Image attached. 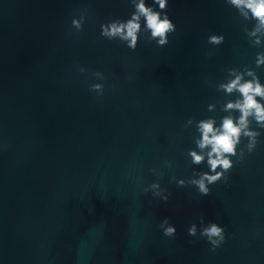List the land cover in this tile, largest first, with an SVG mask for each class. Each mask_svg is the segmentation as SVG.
Returning <instances> with one entry per match:
<instances>
[{
	"label": "water",
	"instance_id": "obj_1",
	"mask_svg": "<svg viewBox=\"0 0 264 264\" xmlns=\"http://www.w3.org/2000/svg\"><path fill=\"white\" fill-rule=\"evenodd\" d=\"M138 2L0 0V264H264V127L248 118L255 149L242 135L243 159L208 196L188 183L209 171L189 155L210 150L197 145L199 123L241 115L226 108L240 93L222 86L241 74L264 85V34L253 47V23L225 0H169L166 46L148 39L143 18L135 51L101 36ZM166 218L174 237L160 228ZM210 222L225 227L214 252L199 236Z\"/></svg>",
	"mask_w": 264,
	"mask_h": 264
},
{
	"label": "clouds",
	"instance_id": "obj_2",
	"mask_svg": "<svg viewBox=\"0 0 264 264\" xmlns=\"http://www.w3.org/2000/svg\"><path fill=\"white\" fill-rule=\"evenodd\" d=\"M225 2L235 8L237 12L247 21L252 22L251 30L244 29V33L249 37L253 47L261 45V36L264 34V0H225ZM169 0H153L152 5H148L146 0H139L135 4V11L130 18L121 20L119 18L112 19L107 23L100 25L101 36L107 40H119L124 42L126 47L131 51H135L139 43V34L141 33L142 25L141 18L144 20V28L149 32V40L156 41L160 47L166 46L169 43V35L176 31V25L169 18L167 13ZM158 5V9L156 6ZM84 15L82 14L78 19H72V26L78 31L83 30ZM254 38V39H252ZM224 35L211 34L207 38V42L211 45L219 46L224 43ZM256 66L264 65V52L257 53ZM87 69L81 68V71ZM96 75H101L100 72H95ZM249 76H254L252 71H248ZM243 75H236L235 79L223 85L224 89L231 93L236 90L240 93L242 99L235 103H228L227 109H238L241 113L237 121L233 118H224L219 128L214 127L215 122L211 119L201 121L199 123V131L201 139L197 141L198 147L203 149H210L207 152V158L201 153L190 151L191 162L193 165L207 164L209 171L202 172L196 179L188 181L194 185L202 196L210 194V185L216 184L221 179L226 177L234 166L232 157H237L242 160L244 156L243 150L238 154V145L240 144L241 136L249 139L246 145L247 151L251 153L258 143L257 137L260 133L252 131L248 128L250 116L254 117L255 121L260 127H264V104L257 100V97L264 98V85L260 83L258 77L251 80H245L243 83ZM104 85L95 83L90 85V91L103 95ZM219 169V170H218ZM180 187H185L184 179L177 180ZM152 189H159L154 192V195H160L164 201L168 200L170 193L162 195L167 192L166 189H160L158 183L151 185ZM200 224H204V218L200 217ZM167 225V226H166ZM166 226V227H165ZM163 229V234L166 237H174L177 229L174 225L169 224L166 218L160 225ZM188 235L192 237L197 236V224L193 223L188 228ZM199 236L206 238L212 246L210 251H215L225 241V227L215 222H210L199 231Z\"/></svg>",
	"mask_w": 264,
	"mask_h": 264
}]
</instances>
